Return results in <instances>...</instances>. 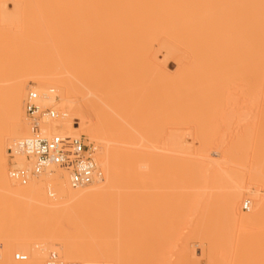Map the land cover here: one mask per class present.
I'll list each match as a JSON object with an SVG mask.
<instances>
[{
	"label": "bare ground",
	"instance_id": "1",
	"mask_svg": "<svg viewBox=\"0 0 264 264\" xmlns=\"http://www.w3.org/2000/svg\"><path fill=\"white\" fill-rule=\"evenodd\" d=\"M98 7H108L113 12L114 21H124L127 24L125 41L128 44L130 55V69L134 65L137 73L140 74L149 69L151 76H156V73L161 77V82L158 80V84H162L163 80H168L167 83L163 81V84L167 85L160 84L162 87L160 86L157 90L153 88L155 90L153 91L152 87L155 85L151 81L153 78L150 77L148 83L147 79H142V74L140 76L138 73L139 79L135 80L132 88L121 89L119 94L114 95L111 93L113 88L116 89L119 85L120 69L110 74L107 71V79L104 82H96L93 78V71L90 72L91 74L88 72L84 75L78 71L72 79L67 81L59 77L57 72L49 71L48 68L37 69L39 66H36L37 62L34 61L31 51L43 40V35H45L43 28L50 27L53 21L57 26L73 25L72 19L65 22L60 17L61 13L66 10L93 11ZM96 11L99 10L96 9ZM94 19L91 15H85L80 22L82 24H76L81 26L84 20L89 27L93 28L97 24L95 20L99 17ZM60 21L65 22V25L59 23ZM1 22L6 26L0 25V81L5 83H2L3 86L0 85V91L6 103L4 111H0V114H7V117L4 115L6 123L0 124V198L7 202L28 201L30 203L33 201L32 204L35 205V202H38L40 205H45L46 210L51 207L53 211H59L58 215L54 214L55 217L58 216V219L62 216L67 220H72L74 223L68 228L69 231L60 229L57 233L55 232L57 238L55 245H53L54 241L49 242V239L46 241L47 245L52 243L53 250L60 251L63 255L61 256L65 257L67 249L68 260L77 261L73 258L79 256L82 257L83 262L79 259L82 264H197L196 259L200 255L196 258L195 249H190L188 242L190 235L185 234L189 237L188 241L184 233L179 235L178 243L173 245L168 236L169 232L172 233L173 230L176 231L182 227V229H188L190 226L197 227L193 235L198 238L202 230L199 231L202 224L201 219L218 212L225 213L227 222L240 224L245 228L255 229L256 225L260 224L264 212V196L262 193L260 195L259 191L251 190L253 192L251 194L255 197L252 212L243 215L237 212L238 200L243 194L245 195V192H251L243 185L234 186L224 195L223 199L216 196L206 197L192 206L188 196L193 191L186 193L184 190L176 191L178 199H171L173 196L169 195L172 190L170 192L169 190L163 192V189H161L162 192L157 191L160 185H168V169L173 159L178 161L175 166L177 169L175 167L174 169L179 171L178 168H180V171L186 170V172L193 171L194 167L195 170L197 167L199 171L200 169L204 171L206 169L203 165L209 162L206 158L205 160L202 158L203 163L200 159L197 161L193 157L184 155L192 149L194 144L190 147V142L187 143L184 140L186 137L177 129V131L170 129L168 132L167 115L159 114L160 110L167 111V108H173L172 110H175L178 117L184 109L194 107L199 109L204 102L202 96L207 90L213 92L215 89L225 87L264 89V0H0ZM52 29L51 36L57 39L60 35L58 31ZM104 30H106L105 27ZM61 36L64 38L62 34ZM112 38L110 37V40ZM14 44L26 45L31 49L22 48L23 51L26 49L22 64L12 60L14 63L9 66V61L12 59H9V56ZM161 55L164 58V65L170 64L172 59L175 62L174 69L168 70V79L159 68L161 64L158 60L162 58ZM85 59L87 63L88 56ZM28 87L39 93L44 105L52 101L54 103V98L59 96L62 109L57 122L51 127L52 132L66 133V130H73L77 134L87 133L91 140L96 141L97 149L100 150L102 147L105 152L104 157L101 156V162V157H96L99 159L97 161L101 168L100 173L96 180L88 186L73 189L69 184L68 176H63L59 170L44 174L42 178L51 180L47 184L52 189V196H57L55 202L46 197L43 181L31 182L25 186L15 182L17 186L19 185L16 187L8 175L5 153L7 154V150L13 148L14 144L22 140L24 136L26 137L27 133L23 102ZM139 93L145 96L144 103L146 109L150 111V116L161 121L165 126L161 132L156 130L154 134L149 131L148 136L143 134L147 122L138 116L139 108L136 107L135 100ZM45 100L49 102L45 103ZM55 104L58 103L55 102ZM88 111H94L98 115V121L92 129L84 125ZM136 116L138 118L135 120ZM77 117L83 123L74 122L73 119ZM196 129L195 136L200 141L197 150L205 151L207 145L211 146L209 134L206 131L201 133L199 127ZM168 139L175 144L174 148L178 151V156L177 154L176 156L169 155ZM115 142L131 144L136 148L124 147L126 149L124 152L121 147V149L118 148L120 152H117L116 149L120 146H114ZM203 143L206 144V148L200 149ZM144 147L147 148L143 149ZM210 156L205 155L211 158ZM25 162V159H20V164L24 165ZM219 172L217 168L214 174H219L218 177H220ZM52 174L54 175L50 176ZM155 187L157 191L156 189L154 191ZM181 187L183 184L179 185V188ZM196 195L199 198L202 194L197 193ZM71 202L72 205L59 207ZM35 207L34 211L41 210L40 208H42L41 211L45 210L44 206H37L38 210ZM158 207L161 216L152 219V227H149L151 222L147 213L159 210ZM31 209L32 213L29 212L32 215L28 213L30 217L34 216L33 208L28 210ZM39 213L35 215L38 217ZM42 215L41 218L44 217ZM156 215H159L158 212ZM28 217L26 219L29 220ZM12 218L14 219L15 216L9 219L12 220ZM38 218H32L35 225L33 222L30 224L33 220H29V226H31L24 230L25 233L16 235L12 245L0 251V264H45L51 246L45 247L42 240L31 238V235L35 234L33 231L37 226ZM77 218H83V220L77 221ZM255 231L257 230L253 232L251 229L250 233H247L255 235ZM193 235H191L192 238ZM89 239H94L102 245H108L109 248L104 247L100 252L84 254L83 246ZM153 239H156L155 242L150 241ZM25 240L30 242H25ZM12 247L14 250H22L27 255V259L22 262L10 259L9 254ZM208 248L211 249L210 245ZM208 248L207 254L205 250H201L207 258L210 253H213L209 252ZM256 248L252 251L254 252ZM213 254L208 264L209 262L210 264H223L226 261L224 258L223 261L218 257L216 259ZM217 260L221 263L219 261L217 263ZM245 261L242 264H264V253H260V256L256 257L253 262Z\"/></svg>",
	"mask_w": 264,
	"mask_h": 264
},
{
	"label": "rangeland",
	"instance_id": "2",
	"mask_svg": "<svg viewBox=\"0 0 264 264\" xmlns=\"http://www.w3.org/2000/svg\"><path fill=\"white\" fill-rule=\"evenodd\" d=\"M96 9L99 10L100 12L96 11ZM96 9L93 10L94 12L92 10H90L91 12L90 11H83V10L82 11L81 10H72V11L66 10V12L65 11L62 12L61 13L62 16H60L62 18V20L67 22L66 20L72 19L71 22H73L74 24L70 25V26H57L56 22L53 21L52 25L50 27L46 26L47 28L49 27L48 29L44 27L43 29L45 31L44 30H42V31L45 32V35H43V40L41 42L39 41L40 43H38L37 47L34 48L33 51H31V52H33L32 57L34 58V61L37 62V63L34 62V63H36V66H39V68H37V69H47L48 68L49 71L57 72L59 77L65 78V79H67V81L72 79L74 74L78 71L81 73V75H84L85 73L87 74L88 72L90 73L91 71H93L94 80L96 82L97 81L104 82L107 79L106 78V73H108L107 71H109L108 74H110L114 70L120 69L119 70L120 71L119 85L116 89L113 88V92L111 93V94L117 95V94H119L121 89L132 88L134 86L135 80L137 81L138 73H139V72L137 73V70L135 69L134 65L130 69V66H131L129 63L130 55H129V50H128V44L125 41V34L127 32L126 29L128 26L124 21H119V20L114 21L113 20L114 19L113 12L111 9L109 10L108 7H98ZM107 9L109 12L106 11ZM75 11H77V13H79V15L77 13H74ZM98 12H99V14H98ZM85 15H91V17L93 19L94 18L97 19L99 17V19H97V20L94 19L95 23H97L95 25V27H93V28L89 27L84 20H83V25L77 26L76 23L82 24L80 22H82V18ZM65 16H67V17H65ZM78 16L82 17L81 20L75 21V19L80 18ZM101 20H103V22ZM63 21H60L59 23H61L62 25H65L64 24L65 22H63ZM111 21H113V22H111ZM110 23H111V25H109ZM101 24H103V25H101ZM0 25L2 27L6 26L2 22L0 23ZM97 25H99V26H97ZM107 25H108V28H107ZM78 27H80V28H78ZM84 27H85V29H84ZM104 27L106 30H104ZM51 29L53 31H58L60 36H58L57 39H55L51 36V33H52ZM62 29H65V30H62ZM100 29H101V31H100ZM47 30L49 32L50 31L51 32L49 33V32H47ZM86 30H87V32H86ZM61 34L64 36V38H62ZM79 34H80V36H79ZM86 34H88V36ZM91 34H93V35L91 36ZM109 34H110V36H109ZM105 36H107V38ZM59 37L61 39H59ZM110 37L111 38L114 37L111 39L113 41L110 40ZM77 38H78V40H76ZM80 38L83 40H81ZM90 39H91V41H90ZM49 40H51V41L49 42ZM92 41H94V42H92ZM108 42H109V44H108ZM51 45H52V47H51ZM22 48L31 49L29 46H26V45L14 44L12 47V51L10 52L11 57L9 56V59L12 58L9 61V66H11L14 63V62H12V60L17 61V63L18 62L21 64L23 63L22 58L25 55L24 52L26 49L23 51ZM108 50H110V51H108ZM55 55H57V56H55ZM87 56L89 59L86 63L85 58H87ZM160 57H162V58L160 59ZM160 57H159L160 60H158V62H160L159 64H161V65H159L160 66L159 68L165 74V76L167 75L166 77L168 79V70L174 69L175 62L172 59L170 64L164 65V63H163L164 58L162 55ZM35 58H36V60H35ZM19 59H21V60L19 61ZM81 59H83V61ZM89 66H92V67H89ZM149 71L150 70L147 69L146 72L144 71L143 74L141 72V74H142L141 78L147 79V82L149 79L153 78L151 81L154 82L155 85L158 86V88H157V86L154 85L152 87V90H153V88H155V90H157L163 84V81H165V80L162 81V84L160 83L161 85L158 84L159 83L158 80L161 82V77L156 73H155L156 76H153V75L151 76V72H149ZM141 74H140V76H141ZM145 77H147V78H145ZM171 78H173V76ZM162 79H163V77H162ZM167 82H168V80L165 81V83H167ZM2 83L5 84L4 82L0 81L1 86H3ZM149 85H151V84H149ZM163 85H167V84H163ZM29 90H34V89L33 88L29 89V87H28L26 90L27 91L26 95H25L26 97H27ZM155 90H153V91H155ZM52 94H54V93H52ZM57 96L54 98V103H53V101L49 102L46 100L44 102L45 103L49 102V104H47V105L54 104L52 106L53 107L55 106L54 108L59 113L62 108H60V104H59L60 99H59V96L58 97ZM136 96H137V98L135 100V104H136V107L139 108L138 116H140V118H143L144 121L147 122L146 128L144 129L145 133H143V134L148 136L149 131H152L151 134H154V131H156V130H158V132H161V129L164 128L165 126L162 124L161 121H157L156 118L154 119L150 116V111H149V109H146V106L144 103L145 96L141 95L140 93L137 94ZM26 97H24V98L26 99ZM25 99H24V102H25ZM203 99H204V102H203V104H201L199 109H197L195 107L189 108V109H184L181 113H179L178 117L175 114V110H172L173 108H167L168 110L171 111V113H169L170 111H168V110L166 111L163 109V110H160L159 114L167 115L168 132L170 129H172V130L177 129L180 131L179 132L180 134H182L183 136L186 137V138L184 137L185 138L184 140L187 141V143H188V141L190 142L189 146L194 144L193 147L190 146V147H192V149H189L187 153H184L185 156L193 157L197 161H198V159H200L201 162H203V163H204L205 158H206V161L209 159L208 160L209 162L205 161L206 164L203 165V167H205V169L207 171L206 170L201 171V169L199 171V169L197 167L195 170V167H194L193 171H187V172H186V170L180 171V168H178L179 171L177 170L178 171L177 172L176 171L177 167H175V166L177 165L178 161L176 159H173L170 163L171 165H169L170 169H168V185L164 184L165 186H163V184H162L159 186L160 190L158 187V191H157V188L155 187L154 191H155V189L157 192H162L161 189H163V192H167L168 190H169L168 192H170L172 190L173 193L171 191L170 192L171 195H169L170 197L173 196L171 199H173V198L178 199L177 192H179V191L184 190L185 193L188 191L189 192L193 191V193L190 192L191 195L188 196V199L190 201L189 203L191 204V206L199 203L203 198H206V197L210 198L212 196L213 197L216 196L220 199L221 198L223 199L224 195L226 193L230 192L233 189V187L237 186V185H243L247 189H250V191L251 190L257 191V192L259 191L258 193L259 194L262 193L264 196V89L251 90V89L240 88V87H235V88L225 87V88L215 89L213 92H210V90L205 91L203 96H202V100ZM55 102H57L58 104H55ZM5 103L6 102H5L4 95L0 91V111L1 112L4 111V109H5ZM24 111H25V108H24ZM63 111H64V109H63ZM24 114H25V122H26L25 124L28 127L27 133L25 135L28 136L30 133L29 121H28L26 112H24ZM95 114L97 115V113L94 111H92V112L88 111V113L85 115L84 125H86L87 120L90 117H94V116L96 117ZM4 115H6L5 117H7V114H4ZM4 115L0 114V124L6 123ZM137 118L138 117L136 116L135 120ZM97 119H98V115H97ZM73 120H74V122H80V123L82 122L78 117L74 118ZM196 127L200 128L201 133H203L204 131L208 132L209 137L211 139V141H209V143L211 142L210 147L208 145L206 146V144H204V143H203L204 145L202 144V148L200 146V149H204L207 147V149H204L205 151L199 150V149L197 150V148H199L198 143H200V141H199V139H196V136H195V132L197 130ZM65 132L77 134L73 130H69V131L66 130ZM192 139H194V140H192ZM92 141L96 145V141H94V140H92ZM172 142L173 141H171V139H168V153H169V155L172 154L171 156H173L175 154H177V156H178L179 153L174 148L175 144ZM12 144H14V143H12ZM114 144H116V145H114ZM114 144L113 145L116 147H117V145L120 146V147H117V149H116V150H118L117 152H120L119 149H121V147H122V149H124V147L125 148H128V147H130V148L135 147L136 148V146H134V145L124 144L123 142H117V143L115 142ZM101 148H100V150L97 149L96 154H95V156L98 158H100L102 155L104 157V153H105L103 151L104 148H102V149ZM130 148H128V149H130ZM146 148L144 147L143 149H146ZM11 149L12 148H10V150ZM10 150L6 151L7 154L5 153V159L7 161V168L8 169H9V165H10V161H11L10 160V154H9ZM125 150L126 149H124V152H125ZM206 154L211 155L210 156L211 158L205 157ZM202 158L204 159L203 161H202ZM101 160H102V157L100 158V162H101ZM98 163H99V161H98ZM174 167L176 169H174ZM201 167H199V168H201ZM217 168H218V171H220L219 172L221 174L220 177H218L219 174L218 175L214 174L215 171H217ZM99 169H101V168L99 167ZM61 173L63 174V176L67 175L65 172L61 171ZM53 175L54 174H52L50 176H53ZM105 175H106V172H105ZM39 181H43L45 183L44 188H46V189L43 188V190H44L46 197L49 200H52L55 202L57 196L50 195L51 196L50 197L49 193L46 192L47 188H48V184L51 180H48V179L45 180V178L41 177L40 179L35 180L33 182L38 183ZM182 184H183V187L179 188V185H182ZM14 186L19 187V185L17 186L16 183L14 184ZM162 186H163V188H162ZM197 193H200L202 195H200V197L198 198V195H196ZM251 193L253 194L252 191L249 193H248V191H247V193L245 192V195L243 194L241 196V198L238 200L237 212L240 215L248 214V213L252 212L253 205L255 203L253 199L255 197ZM262 194H260V195H262ZM54 197H55V199H54ZM248 199L251 201V209L249 211H246L243 209V202L245 200H248ZM4 200L5 199L2 200L0 198V237H1L0 238V251L2 249L4 250L5 248L10 247L12 245L13 240L17 237L16 235L23 234L22 232H24V230H26L27 228H29L31 226V225L29 226V220H33L34 218L37 219L39 217V214L42 212V213H44L43 214L44 219L41 218V215H42V213H41L40 217L38 218V223H36L37 226H35L36 228L37 227L38 228L37 229L34 228L35 231H33V233L35 232V234L31 235L32 236L31 238L34 240H40V241L42 240V243L45 244L44 245L45 247L51 246L52 250L49 249L47 256H49L50 252H52V251H57L60 256L62 255V253L60 251L53 250L54 246H52V243H50L51 245L50 244L47 245L46 241H48V239H49V242L54 241L53 245H55V242L57 240L55 232L57 233L60 229H68L70 227V225H72L74 223L72 220H67L65 217H62V216H61V218L59 216V219H58V216L55 217L54 214L58 215L60 213L59 211H57V210H56V212L53 211L52 210L53 208L51 209L50 206H49L50 208H48V210H46L47 207L45 205L42 204L44 206L43 207L42 205H40V203L35 202V200H34V202L36 203V205L32 204L33 201H31L29 203L28 201L27 202H23V201H19V202L8 201L7 202V200H5V201ZM193 202H195V203H193ZM72 204H73L72 202L71 203H64V204L60 205L59 207L62 208L64 206H67V205L69 206ZM33 205L36 207L41 206L45 210L41 211L42 208H40L41 210H38L39 207H37V209L35 207V209L38 211H34ZM29 208H33V211L35 212V213L33 212L34 216L30 217V215H28V213L29 214L32 213V209L28 210ZM29 211H31V213ZM39 211H40V213H39ZM154 211L152 210V213L151 212L147 213V214H149L150 222L152 221V219L154 220L155 217L161 216V213L159 212L160 208H159V210L155 211V213H154ZM37 212L39 213L38 217L35 215V214H37ZM157 212L159 215H156ZM263 213H262V216L264 218ZM24 215H25V217H24ZM11 216H13V217L15 216V218L14 219L12 218V220L9 219V218H11ZM207 216H204L202 218L203 220L201 219L202 224H201V227L199 228V231L201 229L202 230L200 231V235H198V238H197V236L193 235L194 233H196L197 227L195 228V227H191V226L188 229H182L183 228L182 227L181 229L179 228V230H176V231L173 230L174 232L172 231V233H170V232L168 233L170 241L173 245H174V243H178L177 238H179V235H181L183 233H184V237L190 235V238L186 237L187 241L190 239V241H188L190 244L189 245L190 249L191 250L195 249L196 258L198 257V255H200V256L202 255V257L204 256L203 258L199 256L196 259V260H198L197 264H202V263L208 264L207 262H208V260L210 261V257L212 258L211 255L213 253H214L213 255L216 256V259L218 257L219 260H222L223 258H224V260H226L224 263L222 262L223 264H227V263L228 264H240V263L242 264V262L245 261L246 259L250 262H253L256 257L260 256V253L261 254L264 253V232H262V231H264L263 230L264 229V226H263L264 225V219L263 218H261L260 224H257L258 227L256 225L257 228L255 227V229L257 231H255L256 234L254 235V233L248 234V233H250L251 229H253V232H254V230H255L254 228L247 227L248 228L247 229V228H245V226L242 227V225H240V224H236V223L232 224V223L227 222L224 212H218L217 214L215 213L214 215L209 214ZM26 217H28L29 220L26 219ZM26 220H28V222ZM80 220H83V218H81V219L77 218V221H80ZM31 222H33L35 225L34 220L30 221V224H31ZM151 224H153V223L151 222L148 226L152 227ZM32 228L33 227H31V229ZM249 229H250V231H249ZM69 230L70 229H68V231ZM27 232H29V231H27ZM30 232H32V231H30ZM155 232H157V231H155ZM4 233H5V235H4ZM158 233H160V232H158ZM49 234H50V237H49ZM185 234H186V236H185ZM191 235H193V238ZM31 238L29 237V239H31ZM186 238H185V240H186ZM155 240L156 239H153L150 241L155 242ZM198 241H200L201 243ZM258 241H260L259 244H258ZM25 242H30V241L25 240ZM86 243L83 246L84 247V249H83L84 254H90L94 251L100 252L101 250L104 249V247L109 248L108 245H102L101 243L96 242V240H94V239H89ZM193 243H196L197 245L193 244ZM203 243H204V246H202ZM253 243H257V244H253ZM14 244H15V242H14ZM199 244H200V246H199ZM207 244L210 245L211 249L208 248ZM255 245L256 246L258 245L257 248ZM101 246H103V247H101ZM192 246H195V247L192 248ZM200 248L205 250L206 254L208 253L207 248L210 249L209 252L212 251L213 253H210V256L208 254L209 258H207L206 254L205 255L202 254V252H201L202 249H200ZM253 248H256V250H254V252L252 251ZM68 249L73 250V248H71V247H68ZM238 249H240V250H238ZM17 252L23 253L22 250H20V249L14 250V248L12 247V251L9 254L10 259H12L15 262H17V261L14 259V254ZM200 252H201V254H200ZM248 254H249V256H248ZM47 256H46V258L48 259ZM220 257H222V258H220ZM62 258L63 259L65 258L64 261L72 262V261L68 260L67 249L65 250V257H62ZM213 258H215V257H213ZM47 259H46V261H47ZM75 259H77V261ZM79 259L81 260V262H83L82 257H79V256L74 257L73 260H75V261H73V262L78 263V264H82ZM243 259H245V260H243ZM219 260H217V263ZM46 261H45V264H46ZM219 262L221 263V261H219ZM231 262H233V263H231ZM209 264H210V262H209Z\"/></svg>",
	"mask_w": 264,
	"mask_h": 264
},
{
	"label": "built area",
	"instance_id": "3",
	"mask_svg": "<svg viewBox=\"0 0 264 264\" xmlns=\"http://www.w3.org/2000/svg\"><path fill=\"white\" fill-rule=\"evenodd\" d=\"M29 121L30 133L14 144L10 150L9 178L25 186L40 179L47 172L62 171L68 176L73 189L88 186L99 176L100 169L95 156L97 147L87 133H56L51 127L59 118L58 111L52 105H43L40 95L29 90L24 102ZM98 121L90 117L86 126ZM25 159V164H20ZM52 189L48 186V193ZM243 209H251V201L243 202ZM16 261H25L27 255L22 252L14 254ZM46 264H78L64 261L57 251L50 252Z\"/></svg>",
	"mask_w": 264,
	"mask_h": 264
}]
</instances>
